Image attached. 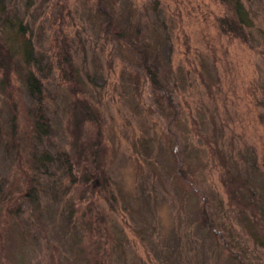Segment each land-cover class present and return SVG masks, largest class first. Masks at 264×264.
<instances>
[{"label":"rangeland","instance_id":"rangeland-1","mask_svg":"<svg viewBox=\"0 0 264 264\" xmlns=\"http://www.w3.org/2000/svg\"><path fill=\"white\" fill-rule=\"evenodd\" d=\"M114 1L119 11L117 26H124L120 23L131 17L132 24L139 27L156 21L164 27L162 32L167 38L160 43L153 63L163 73L178 113L170 120L171 108L165 101L156 100L147 81L142 85L138 81L140 87L134 90L135 74L130 87H124L123 73L129 67L128 61L134 63L132 53L103 34L102 19L94 13L91 0H72L69 34L74 58L80 68L90 72L89 95L105 118L107 141L112 146L107 170L117 202L116 210L110 211V223L113 237L122 240L127 260L122 262L114 256L111 264H235L196 221V202L201 195L194 194L191 181L174 177L171 168L173 157L183 159L186 172L201 178L199 186L215 187L214 193L207 195L209 202L217 190V195L221 192L216 170L204 173L201 166L212 147L219 145L236 161L252 156L264 172V0H244L255 22L246 42L218 32L214 21L223 13L220 0ZM153 2L157 3L155 9ZM46 3L29 12L30 17L37 18L33 40L44 53L43 64L50 61L47 35L51 25L50 21L41 22L44 12H48ZM143 30L134 33L137 40L142 38ZM135 67L134 71H139ZM39 73L55 138L62 140L63 98L56 93L60 92L56 86L59 80L49 69ZM22 99L28 103L26 94ZM5 100L0 90L2 127L7 119ZM19 120L26 129L25 114ZM167 130L177 137L174 149L173 141L170 146L168 141L174 135L170 137ZM7 151L0 145V178L11 175L17 167ZM234 161L231 159V163ZM10 182L7 179L4 186ZM21 187L19 182L15 190H23ZM77 187L68 192L66 201L46 190L40 195L37 209L36 204L20 198V221L33 230L26 234L21 226L18 232L11 226L10 217H5L0 264H53L50 251L55 250H61L62 264H93L89 257L85 259L83 247L74 242L66 215L70 211L74 215L96 213L102 196L97 189L92 195H79ZM5 205L1 207L5 209ZM225 209L235 211L230 206ZM129 211H133V217ZM228 212L223 209L221 219H226ZM241 231L246 260L249 264H264V249L258 242L264 237V227L259 222ZM93 236V231L90 236L86 233L80 245L88 244Z\"/></svg>","mask_w":264,"mask_h":264},{"label":"trees","instance_id":"trees-1","mask_svg":"<svg viewBox=\"0 0 264 264\" xmlns=\"http://www.w3.org/2000/svg\"><path fill=\"white\" fill-rule=\"evenodd\" d=\"M46 1L45 8L48 12H44L41 22L50 21L51 25L49 36L47 35L50 61L43 64L44 53L33 40L37 18L30 17L29 12L37 6L40 8ZM220 1L224 5L223 13L215 16L214 21L218 32L242 42L249 40L255 24L250 8L244 0ZM91 4L94 13L102 19L103 34L116 40L133 55L134 63L128 61L129 67L123 73V83L126 81L124 87L129 88L131 80L135 78L137 83L134 90L135 87H140L138 81L141 80V85L147 81L156 100L165 101L171 108L173 114L170 120L175 118L178 106L166 86L163 73L153 63L160 43L167 38L162 32L165 30L160 25L161 22L146 23L139 27L134 22L132 24V18L129 17L120 23L125 24L124 26H117L119 11L114 0H91ZM156 4L153 2L154 9ZM72 14V0H0V90L6 95L7 109L5 127L0 125V145L11 153L17 165L11 175L3 174L0 178V247L5 236L2 229H5L7 215L11 219V226L16 227L18 232L22 226L26 234L32 233V226L22 225L18 216L20 198L36 204L37 209L40 195L46 190H50V195H57L59 199L66 201L68 192L78 186L79 195H92L97 189V194L102 197L96 213L74 215L70 211L66 215V226L72 230L74 242L83 247L81 249L85 259L88 260L89 257L93 264H111L115 257L124 262L127 260L125 247L122 246L121 238L116 241L113 237L110 223V211L116 210L115 200L117 202L107 170L108 153L112 146L107 141L105 118L89 95V81L92 80L90 72L86 68H80L74 58L69 34ZM141 28L144 29L142 38L137 40L134 33L141 32ZM135 66L139 71H134ZM46 69L53 72V76L59 80V85L56 86L60 87V92L56 93L63 98L60 118L62 140L55 138L52 118L48 116L44 103L45 87L39 72ZM24 93L28 103L22 99ZM21 114H25L28 124L26 129L20 125ZM260 117L263 118L262 115ZM191 121L195 123L194 118ZM167 131L170 137L174 135L171 138L167 135L169 146L173 141L171 146L174 149L178 146L177 137L173 131ZM188 143L187 141L186 145ZM211 149L201 166L204 173L211 168L216 170L221 192L217 195V190L210 202L207 195L214 193L216 188L199 186L201 178H194L191 173L186 172L183 159L173 157L171 170L174 177L187 183L191 181L194 194L197 197L201 195L202 199L197 198L196 202V221L215 240L221 248L219 250H223L235 264H249L242 251L244 236L241 229L251 228L259 222L264 227V172L252 156L236 161L219 145ZM231 159L235 160L234 164ZM250 171H253L252 176ZM7 179L11 182L6 187L4 183ZM19 182L24 186L21 191H17L18 188L15 190V185ZM4 202L5 209L1 207ZM228 206L235 211L228 212L225 209ZM223 209L229 214L226 219L220 217ZM133 211H129L131 217ZM85 215L87 218L84 220ZM77 225L80 227L79 235ZM92 231L95 236L88 239V244L80 245L84 235L88 233L90 236ZM258 242L264 249V237ZM56 251L58 250L50 251V259L54 260L53 264H62L59 257L62 255L61 250L58 253Z\"/></svg>","mask_w":264,"mask_h":264}]
</instances>
